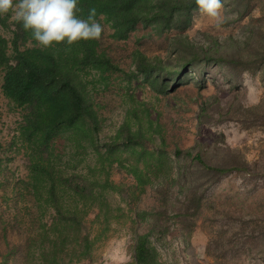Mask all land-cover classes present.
<instances>
[{"label":"rangeland","instance_id":"374dc122","mask_svg":"<svg viewBox=\"0 0 264 264\" xmlns=\"http://www.w3.org/2000/svg\"><path fill=\"white\" fill-rule=\"evenodd\" d=\"M252 5L247 15L239 16L223 0L218 21L199 9L182 33L157 36L139 27L120 41L111 38L108 25L98 22L103 28L99 51L119 69L107 88L99 86L91 94L101 119L99 139L113 135L127 108L134 106L148 110L161 128L150 146L165 149L172 158L176 149L192 150V155L200 153L208 165L231 169L202 172L192 185V179L182 173L192 170L191 159H175L174 169L181 168V174L169 182L153 183L129 205L133 210L163 213L158 215L162 238H156L159 234L152 237L162 264H264V59L260 50L264 45V1L253 0ZM2 16L6 22L0 24V36L10 40L15 19L11 12ZM180 47L187 57L193 50H202L222 59L201 64L190 73L188 83L169 93L156 92L140 74L129 77L135 73V50L153 63L162 61L175 68L181 62ZM231 59L241 64H233ZM249 62L252 69L246 68ZM201 71H205L203 78L198 75ZM127 79H131L129 83ZM1 83L2 71L0 253L11 250L8 264H22L26 230L17 220L18 210L24 209L17 187L26 171L21 153L10 146L21 112L3 96ZM127 85L134 97L132 104L124 101ZM112 180L125 188L133 185L131 177L117 170H113ZM115 198L117 203L119 198ZM93 220L94 214H89L84 222V231L90 235L96 231ZM148 228L147 222L112 221L106 236L94 244L91 257L72 264H134L135 237Z\"/></svg>","mask_w":264,"mask_h":264},{"label":"trees","instance_id":"16d2710c","mask_svg":"<svg viewBox=\"0 0 264 264\" xmlns=\"http://www.w3.org/2000/svg\"><path fill=\"white\" fill-rule=\"evenodd\" d=\"M226 1L239 16L253 8V0ZM90 9L96 11L95 21L108 25L111 38L120 41L139 27L157 36L182 33L199 7L196 0H78L77 15L86 19ZM5 20L0 15V24ZM11 33L10 40L0 36V71L3 96L21 112L10 146L21 153L26 171L17 187L18 201L24 207L18 210L17 220L26 230L22 264H72L89 259L111 222L124 219L149 225L135 237L133 263L162 264L152 237L159 234L158 215L163 213L133 210L129 205L153 183L175 180L181 174V168L174 169L175 159H191L192 170L182 173L192 179V185L202 172L231 169L208 165L200 153L192 155V150L176 149L172 158L165 149L150 146L161 128L148 110L134 106L127 108L115 133L101 141V119L91 94L99 86L107 88L119 69L99 51L98 39L44 48L15 20ZM260 50L264 59V45ZM177 51L181 62L171 68L162 61L153 63L135 50V73L129 77L140 74L156 92L169 93L188 83L190 73L201 64L222 59L202 50H193L190 57L183 47ZM231 61L241 64L240 60ZM247 64L246 68L252 69V63ZM204 73L198 72L199 77ZM126 100L134 102L128 85ZM113 170L131 177L133 185L125 188L114 182ZM89 214H94L93 235L84 231ZM11 253H0V264H8Z\"/></svg>","mask_w":264,"mask_h":264},{"label":"clouds","instance_id":"9594fccd","mask_svg":"<svg viewBox=\"0 0 264 264\" xmlns=\"http://www.w3.org/2000/svg\"><path fill=\"white\" fill-rule=\"evenodd\" d=\"M203 13L219 20L223 0H196ZM78 0H0V15L12 13L16 22L44 48L61 42L68 45L81 40H95L101 37L103 28L96 22L95 9L88 17L77 15Z\"/></svg>","mask_w":264,"mask_h":264}]
</instances>
